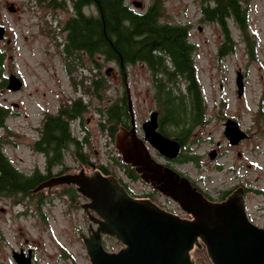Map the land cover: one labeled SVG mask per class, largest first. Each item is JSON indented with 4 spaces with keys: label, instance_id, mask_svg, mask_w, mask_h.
Returning <instances> with one entry per match:
<instances>
[{
    "label": "rangeland",
    "instance_id": "1",
    "mask_svg": "<svg viewBox=\"0 0 264 264\" xmlns=\"http://www.w3.org/2000/svg\"><path fill=\"white\" fill-rule=\"evenodd\" d=\"M137 1L147 5L151 0ZM161 1L163 20L191 24L190 39L196 45L194 65L206 104L205 122L194 128L189 139L190 150L197 156L195 162L170 160L169 163L212 201H221L237 187H243L248 218L264 226V0H250L248 4V27L256 40L255 58L252 59L246 53L240 31L232 24L230 29L237 41L236 49L223 57L217 56L222 34L216 23L201 20L202 0ZM70 12V9L52 11L37 0H0V23L7 29L6 37L0 40L6 55L3 73L6 77L14 73L22 80L17 90L0 87V103L11 109L6 128L0 129L5 139L4 152L23 172H30L35 167L44 169V156L33 147L42 116L81 96L89 104L82 115L89 135V143L83 148L88 160L81 162L66 155L68 168L65 172L82 166L91 171V164L97 168L96 165L103 163L125 183L128 177L114 161V157H119L114 139L100 129V116L96 111L122 94L120 70L111 60L96 56V66L84 56V64L71 67V74L66 71L62 53L65 32L61 27ZM109 66L113 68L107 74L105 70ZM125 67L136 130L142 137L141 122L148 119L151 109H156L152 74L142 63ZM237 71L243 79L241 95L237 93ZM98 74L105 77L106 84L100 97L90 85L92 77ZM227 118L234 119L246 133L235 144L229 143L223 132ZM71 127L75 135L82 136L77 122H72ZM147 146L156 160L166 163L167 159L156 149ZM212 149L215 156L210 158ZM54 170L59 169L55 166ZM133 181L129 183L134 189L130 192L133 196L135 191H151L144 182ZM67 187L58 185L32 192V196L23 198L24 203L0 196L3 250L30 245L34 247L35 264H91L80 237L81 232L86 233L89 222L81 207L87 199L79 193L72 197L65 191ZM40 195L41 206H38ZM149 198L168 211L178 208L179 215L190 217L163 194L153 193ZM23 210L26 213L21 214ZM104 245L107 250L116 251L122 243L114 237L104 236ZM190 254L196 264H212L204 246L194 247Z\"/></svg>",
    "mask_w": 264,
    "mask_h": 264
},
{
    "label": "trees",
    "instance_id": "2",
    "mask_svg": "<svg viewBox=\"0 0 264 264\" xmlns=\"http://www.w3.org/2000/svg\"><path fill=\"white\" fill-rule=\"evenodd\" d=\"M249 1H201V20L216 23L222 34L218 57L236 49L237 41L230 29L232 24L240 31L248 56L255 58L256 40L248 27ZM40 4L52 10H71L61 27L65 32L62 53L69 74L71 67L84 64V56L96 66V56H99L123 66L142 63L150 70L153 101L160 113L159 130L179 141L178 161L195 162L197 156L190 150L189 139L194 128L205 122L206 104L194 65L196 45L190 39L191 24L163 20L161 0H151L143 11H134L125 0H42ZM93 8L97 11L95 14L91 13ZM5 58V51L0 47V87L7 83L3 73ZM90 82L93 92L100 97L106 85L105 77L94 75ZM122 102V98H118L96 108L99 127L111 139H114L118 124L128 126V112ZM88 107L80 96L59 105L56 112L43 119L41 134L34 140L33 147L43 152L44 169L35 167L30 172L21 171L4 152L5 139L0 134V196H8L15 203L32 196L35 185L68 168L65 165L67 151H71L69 156L74 160L87 162L83 148L89 143V135L82 115ZM10 111L7 105L0 103V129L6 128ZM72 122H77L81 137L73 133ZM114 159L118 165L125 166L120 157ZM55 166L58 171L54 170ZM96 166L104 174H113L106 164ZM126 167L128 178L137 179L133 169ZM65 191L72 197L79 196L74 185H68ZM41 200L40 195L38 206Z\"/></svg>",
    "mask_w": 264,
    "mask_h": 264
},
{
    "label": "water",
    "instance_id": "3",
    "mask_svg": "<svg viewBox=\"0 0 264 264\" xmlns=\"http://www.w3.org/2000/svg\"><path fill=\"white\" fill-rule=\"evenodd\" d=\"M4 31L0 25V39ZM236 84L241 95L244 86L239 71ZM21 85L22 80L14 73L7 76L9 90ZM127 97L130 126H121L114 136L121 161L131 165L145 183L190 217L168 211L151 198L132 196L115 175L104 174L92 164L91 171L82 166L41 181L33 187L34 192L46 186L74 185L87 199L81 207L89 222L80 237L91 264H196L190 252L201 246L212 264H264V227L248 218L243 187H237L221 201H212L185 175L157 161L147 144L165 158L175 159L180 143L158 130L156 110L142 123L143 136H139L128 91ZM223 132L231 144L246 136L232 118L226 119ZM209 156H215L213 149ZM104 236L114 237L122 246L116 251L107 250ZM18 264L31 263L28 257H19Z\"/></svg>",
    "mask_w": 264,
    "mask_h": 264
},
{
    "label": "flooded vegetation",
    "instance_id": "4",
    "mask_svg": "<svg viewBox=\"0 0 264 264\" xmlns=\"http://www.w3.org/2000/svg\"><path fill=\"white\" fill-rule=\"evenodd\" d=\"M38 1V3L40 4V2L42 1V0H37ZM126 1V4H128L134 11H143V10H145L146 9V6L147 5H144V3H143V1H142V3H141V5H139L138 4V1L137 0H125ZM141 8H143V9H141ZM53 11V10H52ZM97 11H96V9L95 8H93V9H91V13H93V14H95ZM0 25H2L3 26V24H1L0 23ZM4 28H5V31H4V36H3V38L2 39H0V40H3L5 37H6V35H7V29H6V26H4ZM6 40H8V38H6ZM111 61H113V62H115L116 64H118V69L120 70V71H118V73H119V76H120V81H121V83L123 84V89H122V94L120 95V97L119 98H122V100H123V105H125L126 106V109H127V112H128V122H127V124H128V126H125L124 124H118V130L120 129V127L121 126H124L125 128H129V126H130V112H129V108H128V97H127V91L129 92V95H130V98H131V94H130V87H129V83H128V75H127V72H126V67L125 66H123L122 65V63L121 64H119L117 61H115V60H111ZM112 67V66H111ZM113 68V67H112ZM112 68H111V70L110 71H112ZM110 71H109V73H110ZM106 73V72H105ZM109 73H107V74H109ZM118 75V74H117ZM127 88H128V90H127ZM110 102H112V99L110 100ZM68 103V101L66 102V104ZM131 105H132V108H133V103H132V98H131ZM58 109V108H57ZM133 110H134V108H133ZM154 110H156V109H151L150 111H149V114H148V118H149V116H150V113L152 112V111H154ZM57 111V110H56ZM55 111V112H56ZM158 112V114H157V120H158V130H159V123H160V113H159V111H157ZM54 113V112H53ZM49 114V112H47V113H44V115L42 116V119H41V121H40V123H39V126H38V128L36 129L37 130V132H38V136H40V134H41V132H40V128L42 127V125H43V119L47 116ZM147 119V118H146ZM146 119H144L142 122H141V125L140 126H142V123L146 120ZM142 129V128H141ZM160 131V130H159ZM36 151H38V150H36ZM39 153H41V154H43V152L42 151H38ZM70 153H71V151H67L66 152V154H65V156L66 155H70ZM117 153H118V151H117ZM119 154V153H118ZM119 157H120V154H119ZM164 157V156H163ZM121 158V157H120ZM165 158V157H164ZM177 158H178V156L175 158V159H168V158H166L167 160H166V163H163V164H166V165H169V166H171L172 167V165L169 163V161L171 160V161H176L177 160ZM158 161V160H157ZM160 162V161H159ZM126 166H129V167H131L132 169H133V171L137 174V180H140V181H142V182H144L141 178H140V176H139V174L135 171V169L131 166V165H129V164H125V166H121L122 168H123V171L125 172L124 174H125V176L126 177H128V175L126 174V171H127V167ZM172 168H174V167H172ZM175 170H176V168H174ZM67 172V171H66ZM62 173H65V171H63V172H60V173H58V175L59 174H62ZM181 173V172H180ZM182 174V173H181ZM114 175V174H113ZM50 177H53V176H50ZM50 177H48V178H50ZM47 179V178H46ZM124 186L126 185V183H124L123 181H122V179L121 178H117ZM145 183V182H144ZM150 189H151V191L150 192H147L149 195H153V193H159L156 189H154L150 184H148V183H145ZM66 185V184H65ZM53 186H58V185H52L51 187H53ZM127 186V185H126ZM50 187V188H51ZM44 188H47L48 190L50 189L49 187H44ZM44 188H42V189H44ZM41 189V190H42ZM201 191V190H200ZM34 192V191H33ZM202 192V191H201ZM203 193V192H202ZM161 194V193H160ZM150 197V196H149ZM19 203L21 202V203H24V199L23 200H21V201H18ZM1 211H4V208H1ZM21 214H24V213H26V211H21L20 212ZM262 227H264V226H262ZM3 234L0 232V264H18V258L19 257H21V259H25L26 257H28L29 258V260H30V263L31 264H35V261H36V256H35V251H34V247H32V246H30V245H27V246H24V245H18V246H15V247H12V248H10L9 250H7V251H5V250H3V248H2V246H3V244H4V238H3ZM22 255V256H21Z\"/></svg>",
    "mask_w": 264,
    "mask_h": 264
},
{
    "label": "built area",
    "instance_id": "5",
    "mask_svg": "<svg viewBox=\"0 0 264 264\" xmlns=\"http://www.w3.org/2000/svg\"><path fill=\"white\" fill-rule=\"evenodd\" d=\"M128 179H130V178H127V180H126V185H127V187H128V189H129V193L131 192H133L134 191V189L132 188V186L131 185H129V183H134V181L133 180H135V179H130V180H128ZM130 181V182H129ZM148 191H135V197H140V198H149V196L147 195L148 193H147ZM130 193V194H131ZM132 195V194H131ZM133 196V195H132ZM176 211H172L173 213H177L178 214V212H179V209L177 208V209H175Z\"/></svg>",
    "mask_w": 264,
    "mask_h": 264
}]
</instances>
